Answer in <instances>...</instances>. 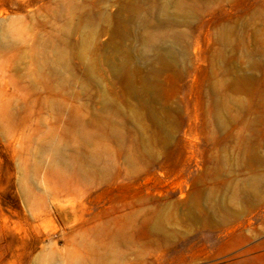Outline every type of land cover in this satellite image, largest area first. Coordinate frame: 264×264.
Masks as SVG:
<instances>
[{"label":"rangeland","instance_id":"obj_1","mask_svg":"<svg viewBox=\"0 0 264 264\" xmlns=\"http://www.w3.org/2000/svg\"><path fill=\"white\" fill-rule=\"evenodd\" d=\"M0 264H264V0H0Z\"/></svg>","mask_w":264,"mask_h":264}]
</instances>
